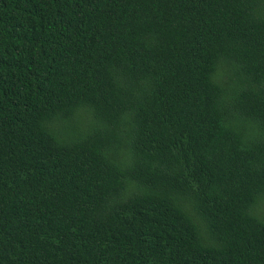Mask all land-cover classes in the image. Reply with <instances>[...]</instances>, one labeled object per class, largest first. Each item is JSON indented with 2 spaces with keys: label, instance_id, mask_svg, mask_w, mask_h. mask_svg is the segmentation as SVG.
<instances>
[{
  "label": "trees",
  "instance_id": "16d2710c",
  "mask_svg": "<svg viewBox=\"0 0 264 264\" xmlns=\"http://www.w3.org/2000/svg\"><path fill=\"white\" fill-rule=\"evenodd\" d=\"M0 264H264V0H0Z\"/></svg>",
  "mask_w": 264,
  "mask_h": 264
}]
</instances>
